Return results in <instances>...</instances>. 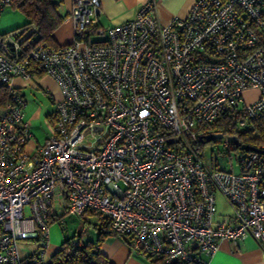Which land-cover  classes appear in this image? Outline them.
Returning a JSON list of instances; mask_svg holds the SVG:
<instances>
[{"label":"built area","instance_id":"2783aa9c","mask_svg":"<svg viewBox=\"0 0 264 264\" xmlns=\"http://www.w3.org/2000/svg\"><path fill=\"white\" fill-rule=\"evenodd\" d=\"M9 8L0 0V16ZM100 9L72 0L65 44L35 40L34 26L0 33V264H43L56 205L107 217L132 252L165 262L208 264L220 240L247 236L264 251V145L228 139L264 126V0H194L166 23L153 0L110 26ZM40 73L61 98L30 152L27 101L13 81ZM211 133L223 136L204 142ZM216 140L241 151L238 172L205 156ZM217 194L230 207L223 217ZM26 239L40 248L23 255Z\"/></svg>","mask_w":264,"mask_h":264},{"label":"crops","instance_id":"0c3cea01","mask_svg":"<svg viewBox=\"0 0 264 264\" xmlns=\"http://www.w3.org/2000/svg\"><path fill=\"white\" fill-rule=\"evenodd\" d=\"M146 1L148 0H100L99 23L102 26H110L131 19L136 15L138 8ZM153 1L157 17L161 22L166 23L173 18L185 17L194 0ZM71 3L72 0H61L59 6V11L64 17L60 27L53 33L55 41L59 44L69 43L73 39V26L69 17ZM10 21L11 16L9 15L0 21V32L13 30L12 28L15 25L9 23ZM25 88L27 87L20 86L24 95ZM40 88L43 87L41 86ZM85 221L94 222L95 219L92 216H88ZM58 223L59 227L54 228L52 234H49L48 228V236L43 245L45 252L43 264H50L52 254L60 248L66 237L65 231L67 230H64L60 226V222ZM79 234L81 235L82 241L94 240L97 237V232L94 228L92 231L87 228L82 229ZM99 248L112 264H147L145 256L132 252L128 243L121 236L113 235L105 239ZM208 264H264V251L261 250L256 240L251 236L242 238L236 243L228 240H220L217 249L208 259Z\"/></svg>","mask_w":264,"mask_h":264},{"label":"rangeland","instance_id":"374dc122","mask_svg":"<svg viewBox=\"0 0 264 264\" xmlns=\"http://www.w3.org/2000/svg\"><path fill=\"white\" fill-rule=\"evenodd\" d=\"M8 15L11 16V21L9 23L15 25L12 29L17 28L26 22L23 12L15 8L5 10L0 16V21ZM13 82L15 85L27 87L24 89L27 101L24 107V113L25 118L30 124L32 133V137L27 144V150L31 152L38 143H42L45 137L51 133L53 122L51 116L55 111V103L61 98V90L58 83L48 75H43L39 78L35 77L33 79L15 78ZM39 85L43 88H40ZM50 95H52L53 98ZM257 95L258 92L255 89L244 93L246 101H252ZM240 153V150H231L228 152L223 148L222 141L220 140H216L215 143H208L204 146V154L208 159L212 161L217 160L221 167L226 168L229 167L231 162L233 163V171L235 172L239 171L237 159L239 158ZM244 153H246V151H244ZM216 200L217 216L223 217V215L228 214L230 212V207L221 194H217ZM55 211L56 215L59 217L55 222H50L49 234H52L54 228L59 227L58 222H60V226H62L64 230H67L65 231V234L69 236L79 234L81 230L85 228L90 231L93 230V227L88 225L85 221L89 216L87 213L83 216L73 215L64 210L62 211V208L59 207V205L55 206ZM40 245L41 243L36 239L19 241V248L23 255L32 254L40 248Z\"/></svg>","mask_w":264,"mask_h":264},{"label":"trees","instance_id":"16d2710c","mask_svg":"<svg viewBox=\"0 0 264 264\" xmlns=\"http://www.w3.org/2000/svg\"><path fill=\"white\" fill-rule=\"evenodd\" d=\"M12 8L23 12L26 22L17 27L34 26L32 37L38 41H45L49 44H59L53 37L54 31L63 21V15L59 11L61 0H11ZM15 28V29H17ZM41 76V73H40ZM214 130L227 131L226 124L214 126ZM240 141H245L250 146L264 145V126H260L258 134L255 136L246 133H237ZM95 221L86 223L97 232L96 239L82 241L80 234L65 237L60 248L52 254L50 264H112L108 258L100 251V244L107 238L116 235L110 227L109 219L93 212H86ZM126 240V237H123ZM40 241V239H38ZM144 256V255H143ZM147 264H177L175 262H165L162 258L145 256Z\"/></svg>","mask_w":264,"mask_h":264},{"label":"water","instance_id":"95a60500","mask_svg":"<svg viewBox=\"0 0 264 264\" xmlns=\"http://www.w3.org/2000/svg\"><path fill=\"white\" fill-rule=\"evenodd\" d=\"M222 136H223V134H221V133H211V134L205 135L203 138V141L209 142V141H212L214 139L221 138ZM228 139L234 143H238V138L236 136H229ZM241 147H242V149H245V150H247V149L254 150V151L258 150L256 147L246 145V144L242 145Z\"/></svg>","mask_w":264,"mask_h":264}]
</instances>
